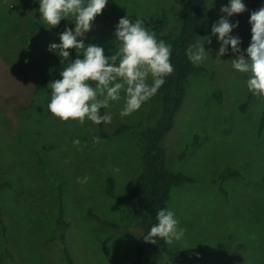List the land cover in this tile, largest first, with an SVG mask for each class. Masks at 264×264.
<instances>
[{"label":"rangeland","instance_id":"obj_1","mask_svg":"<svg viewBox=\"0 0 264 264\" xmlns=\"http://www.w3.org/2000/svg\"><path fill=\"white\" fill-rule=\"evenodd\" d=\"M243 2L246 11L229 18L239 21L234 34L242 38V48L250 40L249 11L264 0ZM187 3L108 0L85 44L101 45L106 54L115 51L112 32L126 14L142 19L150 31L145 20L162 33H175ZM226 4L209 0L204 36ZM38 8L33 0H0V221L7 229L2 233L0 228V264H69L62 243L73 264H131L140 234L136 221L106 196L104 187L112 178L117 193L134 189L142 171L137 142L128 132L115 131L154 115V110L146 101L121 117V100L104 109L112 119L102 127L53 117L47 110L50 88L36 91V85L50 75L59 79L63 65L50 57L47 45L59 43L64 28L46 29L40 13L33 11ZM170 14L174 22H165ZM211 47L212 55L195 66L206 72L190 76L174 127L163 140L167 168L196 181L172 191L168 209L185 237L169 249L185 253L184 264H264V98L249 99L247 74L231 68L230 56L215 58V38ZM69 51L75 58L74 50ZM101 131L108 139L93 143L91 135ZM234 171L240 176L220 181ZM85 176L86 183L78 181ZM61 206L69 224L64 233L57 228ZM90 214L119 228L98 224Z\"/></svg>","mask_w":264,"mask_h":264},{"label":"clouds","instance_id":"obj_2","mask_svg":"<svg viewBox=\"0 0 264 264\" xmlns=\"http://www.w3.org/2000/svg\"><path fill=\"white\" fill-rule=\"evenodd\" d=\"M39 5V18L51 29L62 20L65 25L58 33V41L50 42L47 50L54 53L61 65L59 79L48 83L50 97L48 112L60 121H75L92 124H108L112 116L109 112L101 114L112 103L123 101L120 116L126 117L138 111L153 97L165 83V77L174 71L170 56L171 45L157 39L154 32L144 26L143 20L126 14L114 26L112 36L116 50L103 46L85 44L87 34L92 30L95 18L102 13L108 0H33ZM243 0H227L220 12L223 14L214 22L208 35L197 40L186 49V57L194 66L204 63L213 49V38L217 47L215 58L230 56L231 68L238 73L247 74V91L255 97L264 98V5L249 11L250 40L242 48V38L234 34L239 21L229 18L244 13ZM205 44L209 45L206 50ZM69 50H74L75 58ZM212 55V54H211ZM151 81V82H149ZM123 94V95H122ZM78 143L79 141H73ZM118 172L119 169H113ZM88 177L78 178L87 182ZM156 223L142 238L151 244L157 239L173 245L185 237V229L173 211L168 208L157 210ZM188 249V248H185Z\"/></svg>","mask_w":264,"mask_h":264},{"label":"trees","instance_id":"obj_3","mask_svg":"<svg viewBox=\"0 0 264 264\" xmlns=\"http://www.w3.org/2000/svg\"><path fill=\"white\" fill-rule=\"evenodd\" d=\"M209 0H188L185 12L182 15L181 25L175 33H162L157 24L150 20H145V24L165 43L171 45V62L174 71L171 75L165 77V83L158 89L157 93L151 97L147 103L154 110V115H148L144 120L136 124L120 126L115 134L119 135L128 132L137 142L138 154L142 160V171L135 181L133 190L124 193L116 192V185L112 178L107 179L104 192L106 196L121 204L122 209L127 213V217L136 221V228L139 231L136 243V258L131 264H184L188 256L182 252H171L169 245L162 239H157L156 244H151L143 240L150 227L156 223L155 215L157 210L168 208L172 191L187 183H195V179L181 173L171 172L166 165V151L163 146V140L173 129L175 117L181 109L190 76L195 73L206 72V68L195 67L186 57V49L197 40L204 36V20L207 15ZM72 25L62 20L56 27L64 28ZM38 26V24H37ZM50 57L59 62L54 53ZM54 76H47L36 85V91L45 89ZM255 96L250 94L252 99ZM216 98L221 104V94H216ZM260 98V97H255ZM261 99V98H260ZM248 103L241 106L242 112H246ZM101 114L104 108L100 109ZM103 123L100 124L102 127ZM264 127V115L262 117L260 130ZM260 131V132H261ZM109 135L104 131L91 135L93 143L108 139ZM183 155L181 156V158ZM240 174L237 171L224 173L220 181H227L231 178H237ZM8 186V185H6ZM4 185H0V191ZM222 194L227 195L221 188ZM58 219V230L65 232L69 224L64 221L62 206L60 208ZM90 216L101 225L119 228L116 224L106 222L95 214ZM1 220V219H0ZM2 233L7 229L0 221ZM61 240H64L62 235ZM55 241V240H54ZM64 254L67 256L69 264H73L67 246L62 243Z\"/></svg>","mask_w":264,"mask_h":264},{"label":"crops","instance_id":"obj_4","mask_svg":"<svg viewBox=\"0 0 264 264\" xmlns=\"http://www.w3.org/2000/svg\"><path fill=\"white\" fill-rule=\"evenodd\" d=\"M164 21L165 22H174L173 21V19H172V15L170 14L168 17H166V18H164ZM3 224H4V222H3ZM4 226H5V224H4ZM6 227V226H5ZM7 232V231H6Z\"/></svg>","mask_w":264,"mask_h":264}]
</instances>
